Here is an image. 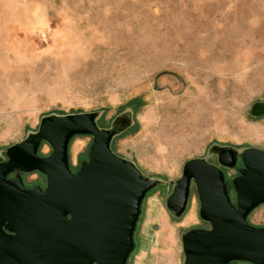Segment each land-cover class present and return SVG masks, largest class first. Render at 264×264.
Masks as SVG:
<instances>
[{
    "label": "rangeland",
    "instance_id": "obj_1",
    "mask_svg": "<svg viewBox=\"0 0 264 264\" xmlns=\"http://www.w3.org/2000/svg\"><path fill=\"white\" fill-rule=\"evenodd\" d=\"M261 101L264 0H0V160L42 118L95 112L115 130L112 150L156 181L126 264H184L182 236L209 224L194 185L181 215L167 198L188 160L218 165L230 183L245 150H264V115L250 113ZM91 142L69 141L73 173ZM222 149L235 152L232 168ZM21 177L45 186L37 171ZM248 221L264 226V203Z\"/></svg>",
    "mask_w": 264,
    "mask_h": 264
},
{
    "label": "water",
    "instance_id": "obj_2",
    "mask_svg": "<svg viewBox=\"0 0 264 264\" xmlns=\"http://www.w3.org/2000/svg\"><path fill=\"white\" fill-rule=\"evenodd\" d=\"M250 113L263 116L264 101ZM114 133L98 126L95 112L47 116L36 132L7 147L0 160V264L127 263L142 202L156 181L112 150ZM79 134L92 142L88 160L73 173L68 144ZM43 142L48 155L38 153ZM236 158L231 149L218 154L229 168ZM241 162L230 183L203 158L184 163L167 206L181 215L194 185L199 216L209 224L182 236L184 264H264V226L248 221L264 203V150H245ZM33 171L45 176V186L26 188L21 173Z\"/></svg>",
    "mask_w": 264,
    "mask_h": 264
},
{
    "label": "flooded vegetation",
    "instance_id": "obj_3",
    "mask_svg": "<svg viewBox=\"0 0 264 264\" xmlns=\"http://www.w3.org/2000/svg\"><path fill=\"white\" fill-rule=\"evenodd\" d=\"M224 152H225V151H224ZM224 152H223V153H224Z\"/></svg>",
    "mask_w": 264,
    "mask_h": 264
}]
</instances>
